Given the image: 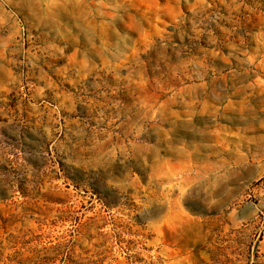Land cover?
I'll list each match as a JSON object with an SVG mask.
<instances>
[{"label": "rangeland", "instance_id": "obj_1", "mask_svg": "<svg viewBox=\"0 0 264 264\" xmlns=\"http://www.w3.org/2000/svg\"><path fill=\"white\" fill-rule=\"evenodd\" d=\"M0 264H264V0H0Z\"/></svg>", "mask_w": 264, "mask_h": 264}]
</instances>
